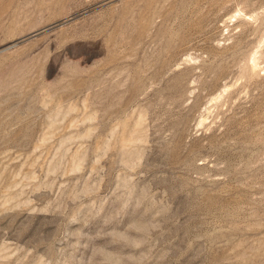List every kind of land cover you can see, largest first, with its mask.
Listing matches in <instances>:
<instances>
[{
  "label": "rangeland",
  "instance_id": "obj_1",
  "mask_svg": "<svg viewBox=\"0 0 264 264\" xmlns=\"http://www.w3.org/2000/svg\"><path fill=\"white\" fill-rule=\"evenodd\" d=\"M0 264H264V0H0Z\"/></svg>",
  "mask_w": 264,
  "mask_h": 264
}]
</instances>
